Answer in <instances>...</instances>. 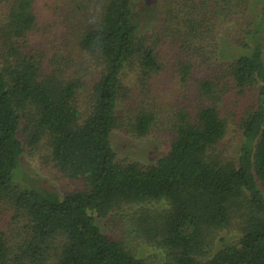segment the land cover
Returning a JSON list of instances; mask_svg holds the SVG:
<instances>
[{
  "label": "trees",
  "instance_id": "1",
  "mask_svg": "<svg viewBox=\"0 0 264 264\" xmlns=\"http://www.w3.org/2000/svg\"><path fill=\"white\" fill-rule=\"evenodd\" d=\"M9 1L2 33L24 41L37 22L34 0ZM96 2L101 7L85 21V30L77 38L80 48L95 58L99 77L84 116L77 106L84 82L65 76L64 68L54 65L45 74L28 55H18L6 68L0 64V200L16 208L26 228V237L17 243L0 233V264H47V260L146 264L121 241L104 234L94 213L106 216L122 205L151 201L169 204L157 230L168 251L165 264H264V18L232 42L237 54L222 60L212 51L213 42L210 49L197 46L196 41L204 42L199 33L206 34L205 12L176 9L172 17L177 29L165 32L180 50L174 59L183 74L217 60L220 63L213 66L218 68L219 81L240 89L256 88V104L242 118L243 141L237 156L223 160L214 154L227 132L216 104L219 86L203 80L197 112L180 114L169 151L155 163L142 165L118 161L110 140L123 123L118 115L121 76L134 58H139L145 73L161 71L163 63L155 43L140 34L132 0ZM249 4L250 0L201 2L208 11L207 21L215 10L222 24L232 14H244ZM166 13L169 20L171 12ZM235 27L241 32L242 23ZM192 43V55L186 60L182 50ZM23 119L48 137L55 165L66 176L81 179V189L59 194L41 186H15V171L24 152L19 138ZM154 119L152 112L143 110L129 128L137 136H146ZM232 220L240 227L237 241L201 260L200 254L209 246L208 231L226 228Z\"/></svg>",
  "mask_w": 264,
  "mask_h": 264
},
{
  "label": "rangeland",
  "instance_id": "2",
  "mask_svg": "<svg viewBox=\"0 0 264 264\" xmlns=\"http://www.w3.org/2000/svg\"><path fill=\"white\" fill-rule=\"evenodd\" d=\"M179 1L132 0L134 18L139 24L140 34L147 37L151 45L155 43L163 68L155 73H145L139 58H134L122 72L118 115L123 123L110 136L118 161H135L149 165L162 158L169 151L176 136L175 126L179 123L180 114L192 116L197 112L202 101L199 85L205 79L217 82L219 94L215 102L227 123L226 135L214 154L223 160L233 159L243 141L240 124L244 115L256 104V88L240 89L230 82L227 83V80L219 81L221 79L216 76L219 74L218 68L215 69L216 66L213 65L220 62L212 59L204 65L195 66L184 75L174 59L175 53L179 57L180 50L168 39L165 31L168 28L171 33V29L173 32L177 29L172 16L178 9L191 14L205 12L203 26L209 35L206 37V34L199 33L204 42L196 41L197 46L199 50H202L200 46L210 49L212 47L209 45L213 42L215 48L212 51H217L220 59H228L234 57L238 51L232 42L240 40L249 25L254 26L264 18V0H250L244 14H232L227 18L228 22L223 24L220 23L221 16L213 10L215 14L210 15L208 21L213 20L214 24L212 22L208 27V11L202 7V0ZM10 4L9 0H0L1 66L9 67L14 64L18 55H28L37 61L45 74L51 72L54 65L64 68L65 76L71 75L84 82L83 89L77 94V106L84 116L91 105L92 87L99 77L95 58L80 48L77 38L85 30V21L88 22V19L94 17L101 5L96 0H34L37 22L34 30L22 41L10 35L6 37L2 33ZM166 11L171 12L169 20L166 18ZM197 19L199 23L200 17ZM238 22L242 23L241 32H236L235 26ZM262 24L264 27V21ZM262 39L264 42V34ZM193 46L194 43L189 44L188 49L183 48L182 54L186 60L192 55ZM143 110L152 112L155 119L146 136H137L129 127L136 115ZM19 138L24 152L15 171V186L22 189L41 186L59 194L83 187L81 179L66 176L57 168L52 159L48 137L38 134L33 124L26 119L21 122ZM168 206L166 201L125 204L109 215L100 216L94 213V216L104 234L121 241L146 264H165L168 251L158 237L157 230L161 216ZM0 233L9 241H15L14 243L21 242L26 237L23 218L9 201L0 200ZM239 236L240 227L235 220L226 228L210 229L209 246L199 258L207 260L215 250L237 241ZM47 264L56 263L47 260Z\"/></svg>",
  "mask_w": 264,
  "mask_h": 264
}]
</instances>
